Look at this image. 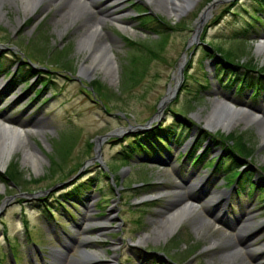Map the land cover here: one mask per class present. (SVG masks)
Returning a JSON list of instances; mask_svg holds the SVG:
<instances>
[{
    "label": "rangeland",
    "instance_id": "374dc122",
    "mask_svg": "<svg viewBox=\"0 0 264 264\" xmlns=\"http://www.w3.org/2000/svg\"><path fill=\"white\" fill-rule=\"evenodd\" d=\"M3 1L0 56H19L11 65L14 72L21 60H27L36 72L30 77L33 88L43 78L50 81L32 98H28L32 88L12 87L10 81L7 87L11 90L5 87L0 92V116L12 118L21 133H26L25 145L35 155L31 160L30 155L25 156L23 145L13 147L0 172L14 161L27 180L46 177L55 141L69 130L75 132V141L64 171L75 160L83 163L62 180L57 179L61 173L38 182L30 180L26 185L29 192L22 190V183L12 186L0 180V254L4 256L1 264H12L5 257L6 238L16 243L19 264H264V201L259 203L260 198H256L257 190H264V176L258 169L264 165V97L262 92L249 97V88L237 89L234 83L225 82L233 69L222 74L224 68H216L213 52L201 56L207 42L213 41L233 47L239 60L250 59L257 66L264 65V53L256 49V42L264 36V10L253 8L257 5L252 0H198L174 14L165 0H122L126 9L122 13L128 21L106 18L101 35L92 36L93 47L107 43L110 46L115 62L114 75L110 76L102 66H91L90 48L79 43L82 36L75 26L80 23L70 19L56 22L60 12L83 6L80 0H40L27 10L17 0ZM91 9L98 10L94 6ZM251 14L262 18L257 21ZM147 15L175 24L173 29L164 31L161 45L152 46L160 37L152 32L151 25L140 22ZM179 21L183 24L175 23ZM64 25L68 28L62 29ZM243 27L248 31L239 32ZM196 30L197 39H192ZM123 36L156 48L155 55L145 52L148 61L143 75L133 84L129 81L127 88L120 86V74L131 65L130 54L136 50ZM187 62L191 64L188 72L207 83V87H198L190 77L183 80ZM86 65L90 71L84 70ZM8 77L0 74L6 83ZM94 79L106 88L107 96L91 88L89 81ZM184 81V86L199 88L196 96L185 92ZM217 97L226 98L246 114H235V121L227 128L206 126L204 119ZM171 110L190 120L191 125L182 144L171 143L168 153L161 154L163 161L155 159L157 154H136L128 163L115 159L116 151L132 137L133 131L154 121L170 122ZM149 117L150 123L143 125ZM219 132H240L244 142L253 148L239 165L242 170L251 171L256 182V190L249 196H236L230 186L222 188L218 179L221 169L208 167L209 175L202 179V171L196 163L188 164L185 155L173 159V151L197 141L202 144L200 151L209 147L208 153L204 152L207 158L227 160L233 152L217 135ZM86 140L91 142L88 151ZM228 141L233 143L235 138ZM107 163L112 172L106 169ZM91 175L95 180L87 198L71 208L72 217L56 209L55 219L51 218L37 204L40 202L36 198L51 193L47 199L56 204L53 198L60 200L57 193L63 187ZM47 183L52 185L44 189ZM228 192L231 193L227 198ZM65 202L72 206L71 201ZM185 202L192 207L185 210L173 230L164 233L162 223L167 213ZM246 216L247 225L241 227ZM23 219L32 225L38 245L26 238ZM97 223L103 225L99 227ZM172 238L176 243L167 246ZM192 245L193 249L186 252ZM233 249L237 253H232ZM153 256L155 261L151 260Z\"/></svg>",
    "mask_w": 264,
    "mask_h": 264
},
{
    "label": "trees",
    "instance_id": "16d2710c",
    "mask_svg": "<svg viewBox=\"0 0 264 264\" xmlns=\"http://www.w3.org/2000/svg\"><path fill=\"white\" fill-rule=\"evenodd\" d=\"M252 2L256 3L255 9H261L264 10V0H252ZM243 7H247L246 5H243ZM138 12H142V10H139ZM259 15V14H258ZM253 15V18L257 21H260L262 18L261 15ZM141 24L148 23L151 25V28L153 29L152 32L159 35V39L155 41L156 45H161V41L164 38V35L166 32V29H173V24L163 20L160 16H151L147 15L143 19H141ZM176 24H183L182 21L175 22ZM251 25V24H250ZM175 26V24H174ZM247 32L248 28L243 27L239 32ZM238 33V32H237ZM236 35V34H235ZM123 38L127 41V43L131 44L133 48L136 50V53L130 54V61L131 65L128 67H124L122 73L120 74L121 80H120V86L123 85L124 88L129 87L131 84L135 83L137 80L140 79L141 74L143 75L144 68L147 64L148 57L146 56L145 52L150 55L156 54V48H153L151 45L144 44L142 42L133 41L130 40L128 37L123 36ZM139 52H138V51ZM203 53L201 56L208 55V53L211 51L213 52L211 55H216L217 58V65L216 68L220 69L223 67L224 69L221 70L222 74H225L227 71L233 72L229 75H226L225 82H231L234 83L237 89L250 88L251 92L249 96H255L260 91H264V65L257 66L255 63L252 62V60H239L237 58V54L235 49L233 47H223L218 42L208 41L207 42V48L202 49ZM242 50V48H241ZM241 52V51H240ZM16 59L10 58L7 55H1L0 56V72L5 71V74L11 76V82L12 84L21 83L22 87L29 89L32 88V94L28 95V98H32L35 95H39L40 92L46 87L47 83L50 81L48 78H43L39 85L35 88L33 84H30V77L33 76L35 72V68L27 63V60H21L22 62L19 66V68L14 72L11 67L12 63H14L16 60L19 59V56ZM191 64L189 62L186 63L183 71V80H187V78H193L194 81L198 84V87L205 88L207 87V83H203L201 80L197 79L196 76H193L192 73L188 72V68ZM230 67V69L226 68ZM241 69V70H240ZM233 74V75H232ZM131 82V84L129 83ZM185 81L183 83V89H185V92L192 94L191 96H196V94L199 92V88H193L187 86H184ZM90 84L92 85L91 88L98 90L100 95L107 96L108 91L104 86L99 82L97 79L90 80ZM125 82V83H124ZM125 84V85H124ZM114 94V92H113ZM109 97V96H108ZM191 99V98H190ZM172 112V119L168 123L158 122L155 121L148 125V127L135 132L133 131L131 133L132 137H129V139L122 143L120 149L116 151L115 159L118 160L121 163H128L130 159H133L136 154H143L146 157L152 156L155 153L163 154V149H169L171 147L170 143H178L183 142L184 138L186 137L187 133L189 132L190 128V120H185L184 116H176V113ZM183 133V137H182ZM217 135L222 139L223 141L227 142V148L233 152V155L228 156V159L223 161L219 159L217 156L206 158V154H204L205 151L209 149L207 147L205 151H199V148L201 147V143L194 141L193 144L188 146L184 151H178L179 155H186V158L191 157V160L194 162H198L201 159L206 158L208 164L213 166L215 169H222L225 174L224 177L228 184H231L233 182L236 183V188L238 186L245 187L247 190L249 189V193H252L254 189H256L255 182L252 180L253 173L249 170L241 169L239 167L240 162L243 160L242 157H247L253 150V148L249 147L248 144H246L243 140V134L240 132H230L229 134L224 133H217ZM233 137L235 138V141L233 143L229 142L228 140ZM75 141V132L73 131H64L62 132L54 144V153L49 156V164H48V175L46 177L41 178H33L27 180L26 178L22 177L23 173L18 166H16V163L14 161H11L10 164H8L2 172H0V180L5 181L8 183V185H19L23 184L25 185L22 190L28 191L29 188L26 187V185L29 182H38L44 178L51 177L57 173H61L62 176L58 177L57 179L62 180L67 178L69 175L73 174L77 171V169L81 166L83 163L80 160H75L72 162V164L69 165L68 168H65L64 171L63 166L68 162L71 156V149L73 146V143ZM224 142V143H226ZM86 146L87 148L85 151H88L91 149V142L86 140ZM90 154H87V157H90ZM211 162V163H210ZM106 169L109 172H112L113 169L110 166V163H107ZM258 169L261 171V173L264 176V165L258 167ZM59 171V172H58ZM80 176V175H79ZM262 176V178H263ZM116 177V176H114ZM118 177V176H117ZM31 180V181H30ZM95 180L94 176H85L84 178H80L79 180L71 181L67 186L63 187L58 193V197L60 200H57L56 198H53L54 201H56V204H53L50 202L47 197H51L52 193L50 195H43L39 196L37 200L40 203L41 206L44 208V212H47L49 216L54 217L56 212L55 211H62V213L66 215H72V209L75 208L77 203L79 201L83 200V197L88 193L93 181ZM46 185V184H45ZM52 183H47L44 189L51 186ZM33 190V189H31ZM58 198V199H59ZM257 198H260L259 203L264 201V190L263 188H260L257 191ZM23 199H20L22 201ZM65 201H71L70 203L72 206H69L67 202ZM54 205V206H53ZM53 206V207H52ZM57 209V210H56ZM32 225H29V223L23 219V231L26 235V238H28L32 243L37 244L36 238L33 237V234L31 232ZM8 248L12 251L14 255H16V243H12V240L10 238H6ZM176 243L175 238L170 239V243L167 244V246L172 245ZM196 245V244H195ZM195 245L189 246L188 251L193 249ZM2 255L0 254V261H1ZM7 259L10 260L9 255L6 256ZM151 259L154 261V257H151ZM171 260V259H169ZM171 262V261H169ZM170 264V263H168Z\"/></svg>",
    "mask_w": 264,
    "mask_h": 264
},
{
    "label": "bare ground",
    "instance_id": "6f19581e",
    "mask_svg": "<svg viewBox=\"0 0 264 264\" xmlns=\"http://www.w3.org/2000/svg\"><path fill=\"white\" fill-rule=\"evenodd\" d=\"M17 1L23 10L25 9L27 10L28 8H31L30 7L31 5L33 4L35 5V3L40 0H17ZM80 1L83 6L80 5V7H78V9H75V10L72 9L73 7H70L69 10L60 12L58 15V18H56V22L64 21V19L66 20L70 19L71 22H74V23L78 22V24L80 23L79 26H75L76 28H79V31L77 33H79L82 36L79 43L81 46L90 48L93 54V62L91 63V66H97V65L102 66L106 74L113 76L115 72V62H114L113 53L110 49L109 44L107 43L104 46L98 45V47H93L94 40L92 36L94 34H99V33L101 35V32H100V29H102L101 25L106 18L111 19V21L112 20H116L119 22L128 21V19L125 18V14L122 13L123 10H126L124 8V3H123L124 1L122 0H102V1L101 0H80ZM165 1H166V5L169 11L176 14L180 11H183L189 8L192 4L196 3L198 0H165ZM2 2L4 1L0 0V8H1ZM92 6L96 7L98 10L96 9L97 10L96 12L92 11L91 9ZM99 6H102V8H100ZM129 25L131 27L134 26V24H131V23ZM65 28H68V25H64L62 29H65ZM256 45H257L256 46L257 51L264 53V36L259 38V40L256 42ZM84 68H85L84 69L85 71L91 70V68H89L88 65L84 66ZM230 105L231 104L228 103V100L226 98L217 97L213 101V105H212L210 112L204 119L206 126H210V127L222 126L224 128H227L231 126L233 122L235 121V119L233 118L235 114L237 113L246 114L242 111V108L240 109L238 107H234ZM252 117H255V116H252ZM14 123H17V121H14ZM25 135H26L25 132L21 133V130L17 128L15 124H13L12 118L2 117V119L0 120V168L5 166L6 160L11 155L12 149H14L13 147L16 148L18 145L24 146L25 156L30 155L29 157L32 158L31 160L35 159L34 153H32L29 147L25 145ZM263 139H264V136H263ZM188 207L190 208L192 207V205L185 202L183 203V205H180L173 211L167 213L162 223V226L165 231L164 233L173 230L179 224L182 216L184 215V212H186L185 210ZM247 219H248V216H246L243 219L241 227H246ZM234 251L235 250L233 249L232 253H234ZM88 254L92 257H96V255L93 253H88Z\"/></svg>",
    "mask_w": 264,
    "mask_h": 264
},
{
    "label": "water",
    "instance_id": "95a60500",
    "mask_svg": "<svg viewBox=\"0 0 264 264\" xmlns=\"http://www.w3.org/2000/svg\"><path fill=\"white\" fill-rule=\"evenodd\" d=\"M197 33H198V30L194 31L193 36H192V39H197ZM179 74L181 76L180 68H179ZM163 103H164V101L161 102V103H159L158 108L156 109V112H158L160 110V107L162 106ZM150 120H151V117L147 118L143 122V125H147L150 122Z\"/></svg>",
    "mask_w": 264,
    "mask_h": 264
}]
</instances>
